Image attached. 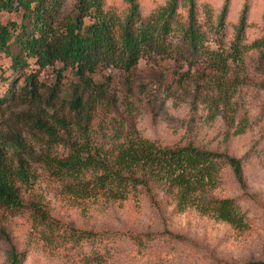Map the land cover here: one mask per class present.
I'll return each mask as SVG.
<instances>
[{"label":"trees","instance_id":"trees-1","mask_svg":"<svg viewBox=\"0 0 264 264\" xmlns=\"http://www.w3.org/2000/svg\"><path fill=\"white\" fill-rule=\"evenodd\" d=\"M123 2L126 9L118 12L106 8L105 0H76L73 14L64 15L65 0H0V13L17 16V20L0 22V56L9 60L7 69L22 82L18 91L16 76L9 82V88L0 95V108L7 99L33 106L30 120L48 138V143L41 142L50 148V156L42 158L52 176L75 196L118 198L137 191L143 192L158 212L161 200H169L175 212L181 213L191 204L192 195L200 191L208 209L222 222L242 228L244 218L233 199L205 194L206 187L219 185L228 169L243 188L241 159L198 146L193 140L177 146L151 141L136 130L129 117L113 120L111 135L95 134L93 117L98 106L115 105L113 97L130 112L136 111L140 102L136 97L144 95L147 87L139 84L133 91L139 63L158 66L169 61L178 70L174 69L170 82H166L167 100L177 101L174 95L181 84L192 79V73H198L192 107L205 105L210 119H223L228 137L231 132L233 137L245 133L247 122L237 123L228 75L231 64L240 63L250 49L264 60V18L262 37L246 45L244 6L235 26V39L227 49L223 31L228 0H224L215 19L211 12H204L203 22L194 0H167L145 15L138 0ZM182 2L183 13L179 12ZM46 68H53L55 73L50 88L38 81L39 73ZM109 70L124 75L127 94L110 96L109 83L95 79L98 73ZM67 72L73 78L69 91L60 87ZM64 93L69 97L68 105L58 109L56 102ZM45 100L55 109L50 120L43 118L40 109ZM59 147L67 150L65 156L55 151ZM26 150L20 140H15V157L9 159L0 143V213L8 212L12 217L26 214L39 230L40 241L52 250L89 248L83 256L84 264H106L122 254L123 247L147 249L149 238L144 242L141 236L122 238L114 232H82L59 223L40 206L23 203L22 187L32 179ZM22 256L13 246L10 248V264H21Z\"/></svg>","mask_w":264,"mask_h":264},{"label":"rangeland","instance_id":"rangeland-1","mask_svg":"<svg viewBox=\"0 0 264 264\" xmlns=\"http://www.w3.org/2000/svg\"><path fill=\"white\" fill-rule=\"evenodd\" d=\"M166 1L138 0V4L145 15ZM194 1L201 22L204 21V12H211L215 19L224 5V0ZM75 3L76 0H65L64 15L73 14ZM181 5L179 12L183 13V2ZM244 6L247 7L245 44L249 45L263 35L264 0H228L223 31L227 49L235 39V26ZM105 7H113L118 12L126 9L123 0H105ZM12 20H17L15 14L0 13L1 23ZM259 54L250 49L243 54L240 63L231 64L228 75V84L233 86L231 102L238 114L237 123L247 122L245 133L241 135L233 137L230 131L228 137V127L223 119H210L205 105L192 107L200 77L198 73H192V79L181 84L176 92L179 96L174 95L177 101L167 100L166 82H170L172 71L178 70L169 61L158 66L143 61L139 63L133 76V91H137L139 84L147 87L144 95L136 97L140 101L136 111L130 112L126 105L113 97L115 105L98 106L93 117L95 125L92 132L95 134L111 135V122L129 117L134 120L136 130L151 141L177 146L193 140L198 146L241 159L243 188L228 169L220 177L219 185L206 187L205 194L233 199L244 218L242 228L222 222L208 209L205 195L200 191L192 195L191 204L181 213L175 212L169 200H161L158 212L143 192L124 193L118 198H83L71 194L61 181L52 176L50 166L42 158L50 156V148L41 142L48 143V138L30 120V116L34 115L33 106L7 99L0 108V143L9 159L15 157V140H20L31 156L28 158L26 154L25 157L32 179L26 187H22V202L34 208L40 206L59 223L82 232H114L122 238L124 235L141 236L144 242L147 238L151 239L146 242L147 249L123 247V253L110 258L106 264H264V60ZM8 64L9 60L0 56V95H4L15 76L16 91L22 83L17 74L12 75L7 69ZM54 74L53 68H46L39 73L38 81L50 88L54 83ZM123 76L117 70H109L98 73L95 79L109 83V95L119 97L121 93L127 94ZM72 79L71 74L65 73L60 87L69 91ZM201 86L204 88L203 82ZM59 98L56 107L65 109L69 97L64 93ZM40 109L45 120H50L55 112L47 100ZM55 151L63 156L67 154V150L60 147ZM158 198H161L160 195ZM12 246L18 254H23L21 264H84L83 256L90 250L70 251L68 246L64 250H52L40 241L39 230L26 214L12 217L8 212H1L0 264H10Z\"/></svg>","mask_w":264,"mask_h":264}]
</instances>
